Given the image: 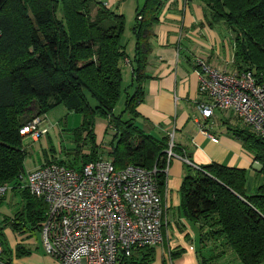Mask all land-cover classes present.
Segmentation results:
<instances>
[{"label":"trees","instance_id":"trees-1","mask_svg":"<svg viewBox=\"0 0 264 264\" xmlns=\"http://www.w3.org/2000/svg\"><path fill=\"white\" fill-rule=\"evenodd\" d=\"M198 1L203 3L210 25L223 22L232 33L235 69L248 67L257 81L264 83V0ZM163 3L144 0L135 7L130 27L134 37L131 60L122 42L123 13L101 1L0 0V186L18 192L22 202L11 217L3 218V226L37 229L44 217L46 205L42 199L18 187L27 157L18 130L60 104L81 116L80 124L72 129L74 162L86 163L101 155L94 124L97 117H102L107 124L104 133L112 130L106 155L114 168L132 164L155 169L153 178L162 198L170 139L146 134L134 119L138 115L136 107L143 100L150 38ZM125 58L133 65L131 79L122 87ZM122 93L123 108L115 113ZM226 129L253 154L260 164L258 173L264 177V139L243 125H227ZM87 146L88 153H81ZM171 150L189 159L174 142ZM184 169L179 210L190 223L202 220L201 242L221 239L240 264H263L264 182L249 193L245 168L216 162L193 167L184 161ZM182 251L170 249L169 259ZM154 255V246H145L124 257L123 264H151ZM197 256L200 264H213L218 255L205 258L199 251Z\"/></svg>","mask_w":264,"mask_h":264},{"label":"crops","instance_id":"crops-1","mask_svg":"<svg viewBox=\"0 0 264 264\" xmlns=\"http://www.w3.org/2000/svg\"><path fill=\"white\" fill-rule=\"evenodd\" d=\"M96 1H101L119 13L123 12L118 5L120 0ZM220 24L222 23H208L204 5L198 0H190L182 8L178 0H164L158 23L153 26L154 35L150 38L151 52L145 67L147 78L143 82L144 96L136 107L138 115L134 122L143 132L157 139L163 136L172 138L188 156L193 167L216 162L256 171L252 174L256 187L264 182V177L258 173L259 164L253 159V154L226 129L227 125H245L228 110H214L213 115L205 121L208 133L218 138L214 142L201 133L196 122V105L202 97L198 91L195 60L201 58L210 66L225 72L236 70L228 65L230 56L233 60V40L228 44L230 31L224 23ZM122 42L126 45L128 42L133 44V39L128 36L125 40L122 37ZM133 55L132 49L127 57L132 60ZM132 65L122 62V87L127 86L131 79ZM45 115L41 117L44 119ZM106 125V122L100 121H95L94 124L96 143L101 147ZM22 138L23 142L30 139L26 136ZM44 142L48 149L47 138ZM69 147H74V144L71 143ZM58 148L61 152V145ZM87 152L88 149H83L81 153ZM165 173L166 185L161 198L164 219L161 228L162 242L159 246H154L155 255L151 264H161L163 260L167 264H200L197 256L199 251L205 258L218 255L213 259V264H240L235 253L222 245L221 239L204 244L201 242L199 234L202 220L190 223L181 214L179 204L180 186L185 174L184 160L179 156L172 158ZM14 194L18 195V192ZM35 231L39 229L5 225L1 230L3 243L1 242L0 255L3 256L0 257V264H56L51 256L45 254L42 245L33 247ZM177 248H183V251L174 259H169V250Z\"/></svg>","mask_w":264,"mask_h":264},{"label":"built area","instance_id":"built-area-1","mask_svg":"<svg viewBox=\"0 0 264 264\" xmlns=\"http://www.w3.org/2000/svg\"><path fill=\"white\" fill-rule=\"evenodd\" d=\"M189 1L178 0L181 8ZM124 61L129 64L128 58ZM195 64L202 97L196 105L201 133L218 141L205 128V121L218 109L230 111L264 139V83L257 81L253 71L245 67L225 72L201 58ZM18 131L34 142L47 133V126L36 116ZM172 146L170 138L167 161L178 156ZM154 170L132 164L116 169L111 158L101 155L71 166L49 160L26 169L18 187L46 205L38 225L45 254L56 264H123V258L135 250L161 243L164 219ZM7 189L0 186V195Z\"/></svg>","mask_w":264,"mask_h":264},{"label":"rangeland","instance_id":"rangeland-1","mask_svg":"<svg viewBox=\"0 0 264 264\" xmlns=\"http://www.w3.org/2000/svg\"><path fill=\"white\" fill-rule=\"evenodd\" d=\"M144 0H120L119 4L121 8L123 9V15L125 19V30L123 37L124 39L131 38L133 39L134 44V38L130 31V27L132 25V22L134 20V9L138 4H142ZM115 8V7H114ZM118 8V7H117ZM59 15V14H58ZM223 24V22H221ZM220 24V25H222ZM226 26V25H225ZM225 30L228 32V30L225 28ZM229 40L228 44H231V40H233L232 35H230L229 32ZM132 42H128L126 45V55L129 56V53L132 52L133 49ZM231 48V47H230ZM232 56H230V63L228 62V65L233 69H235L236 65L233 62ZM127 73L125 74V84L127 83ZM124 84V85H125ZM89 102L91 104H94L93 99H91L89 96L87 97ZM125 99L124 93L121 94L120 99L116 103L114 107V112L118 113L123 108V102ZM96 121H100V123L106 122V120L102 117H97ZM81 122V116L79 114L68 112L65 107L60 104L56 105L55 107L51 108L45 115L43 119V124L47 126L48 128V134H44L39 140L32 142L30 139H25L23 143V147H25L27 151V157L24 160V168L27 169L29 167H32L34 164H37L38 162L43 161H49V160H58L60 157L63 160H66L65 163H72L75 165L78 162L73 161V154L76 155V152L74 153V147L71 146V143H73V134L72 129L77 127ZM112 129V128H111ZM112 130H109L108 133L105 134V137L100 142L103 146L101 147V155L103 157H107L106 152L108 151L109 147V140L111 139ZM47 138V144L48 149L45 148L46 142H44V139ZM61 145L62 151L60 152V149L58 146ZM53 147L54 149H51L50 147ZM84 149H88L87 147H84ZM88 153V152H87ZM80 156V155H77ZM73 161V162H72ZM82 163V162H80ZM253 173H256L254 170L248 171L246 169V187L248 189L249 193L254 192V176H252ZM263 177V175L261 176ZM14 190L6 191V195H4L3 201L1 200L0 195V241L3 243V237L1 230L4 228V217H11L13 213L20 209L22 206V202L20 201L19 194H14ZM33 239L35 241V245L33 247H41V239H40V232L35 231L33 233ZM160 243L156 246H159ZM3 255H0V257Z\"/></svg>","mask_w":264,"mask_h":264},{"label":"water","instance_id":"water-1","mask_svg":"<svg viewBox=\"0 0 264 264\" xmlns=\"http://www.w3.org/2000/svg\"><path fill=\"white\" fill-rule=\"evenodd\" d=\"M259 167H260V164H259Z\"/></svg>","mask_w":264,"mask_h":264}]
</instances>
